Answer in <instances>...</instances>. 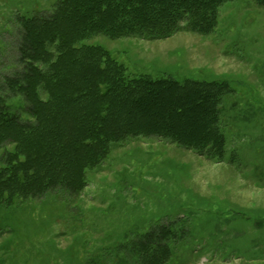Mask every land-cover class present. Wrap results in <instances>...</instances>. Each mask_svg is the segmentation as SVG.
<instances>
[{
	"label": "rangeland",
	"instance_id": "1",
	"mask_svg": "<svg viewBox=\"0 0 264 264\" xmlns=\"http://www.w3.org/2000/svg\"><path fill=\"white\" fill-rule=\"evenodd\" d=\"M63 2L0 0V264H264V0H221L205 22L162 8L159 37L69 14L35 48ZM93 61L110 80L77 105ZM17 72L23 91L3 86ZM154 91L150 110L116 95ZM174 99L184 116L154 131Z\"/></svg>",
	"mask_w": 264,
	"mask_h": 264
},
{
	"label": "trees",
	"instance_id": "2",
	"mask_svg": "<svg viewBox=\"0 0 264 264\" xmlns=\"http://www.w3.org/2000/svg\"><path fill=\"white\" fill-rule=\"evenodd\" d=\"M63 1L64 2L61 8L59 9L60 11L62 8H66L64 11L65 13L62 14L63 15L62 20H58L57 19L58 17H51V16L50 18L49 16H47V18L42 19L43 22H41V25L43 26L39 30V32L36 34V38L34 39L37 42L36 43L37 47L35 48L39 49L46 42L49 36L52 35L54 32L56 33L61 32V34H64L65 29L70 26V23H72V21H70L72 17L69 14H79L80 18H78L79 16L74 17V20H77V19H81L82 15L80 14H83V12H86V16L88 20L87 22H91V23L94 22L100 25L102 24L104 28H109L115 33L130 31V32H133V34L146 33L154 37H159V36H166L167 34L166 30L165 31L157 30V29H161V22L163 20L161 18L162 15L166 18L171 17V15L172 16L175 15V17H177L179 13L178 12L179 9L181 11V7H185L186 13H189L193 16H199L200 15L199 12L197 14L195 13L196 12L195 10H191V9H197L198 11L200 9L205 13L207 12L206 15H202L203 21L205 22L206 20H210L212 18L211 9H213V7H215L216 4H218L219 1L221 0H63ZM162 8H164V11ZM161 11H163V14L161 13ZM160 13H161V16H160ZM168 13H170V15H168ZM64 14H67L68 16H64ZM30 21L32 22V19ZM155 25H159V26H155ZM169 25L173 28H179V26L176 23L174 24L173 22H170L166 26L168 27ZM195 28L198 31L201 30L199 26ZM95 29L96 28L94 27L93 30ZM26 32H27L26 36L28 34L30 35L29 31L26 30ZM22 54H24V51H22ZM27 55H25V57ZM40 55L41 54L38 50L36 54L33 52L32 58L38 57ZM27 57H30V55ZM24 64L28 66V63L26 61L24 62ZM106 73H107L106 71H98V67H96L94 61L93 63L90 62V68L87 71V74L89 75L85 76L86 77L85 79L78 78L76 83L75 82L73 83V87H74L73 89H74V94H75V98H74L75 104L81 105V104H78L77 102L82 103L83 100H88V98L97 91L96 90L97 86L99 87L101 86V84L99 83L101 82V78L104 77L106 80L107 79L110 80L109 76H107ZM12 74L15 75V78L10 81L12 83L11 84L8 83V85L4 83L3 86L5 87L8 86L11 90H15L16 88V90L18 91V88H19V91L20 90L23 91V85H21L22 80L20 79L18 72L12 73ZM113 78L114 77H112V79ZM118 83H117L118 86H120L123 83H125V81L123 79H120ZM169 85L173 87L172 84H169ZM175 87H176V84H175ZM182 87L188 88L190 86L188 87L182 86ZM167 88H171V87H167ZM200 89L201 91H207L205 86H202V88ZM103 90L104 88H102V91ZM119 90H122V89H118V91ZM193 92L195 94L197 93V91H193ZM10 95L11 94H7L4 91L1 92V95H0V123L8 121L9 119L7 114L11 113L10 111L12 109V105L8 104L7 99L10 98ZM116 95L118 98L123 97L122 100H125L124 98H127L129 101L128 103H133L135 105L137 103V106L142 105L143 106L142 108H145L148 110H150L151 107L159 108L161 106V101H159L158 96L156 97L157 95L156 91L152 92L150 96H147L144 100H140L139 97H137L140 95H136L135 92H133V96L135 95L134 97L130 95L124 96L125 93L123 95L120 92H117ZM213 96L214 94L211 95L212 98ZM154 98H157L158 100ZM153 100H155V102ZM125 102L127 101L125 100ZM183 106H185V102L182 103L181 100L179 99H174L173 101H171L170 104L167 105L166 111H164L165 116L169 118V121L166 120V124L164 126H158V127L155 126L154 131L173 129L174 127L171 126L173 122L172 119L174 117L176 118V117L184 116L185 111L183 109L184 108ZM207 109H208V112L209 111L212 113L215 112V114L220 113L218 109H213L212 107H209ZM49 114L50 113L47 110L45 109L43 110V115H44L43 118L47 117V115ZM33 115L37 117L38 111H33ZM12 120H13V116L10 122H12ZM78 130H80L79 132L81 133L79 137L77 138V141H78L77 146L78 148H80L81 151H84L85 149L90 148V143L87 141V139H89L90 136L94 135L95 133L94 130H97V128L83 126L82 128ZM48 151L49 152H47V154L41 157L42 159L41 162L47 163V161H51V158L49 157L50 155L51 157L54 156V154L50 153V149H48ZM64 155H65L64 151L59 155L61 160L62 158H65ZM65 161H67V158H65ZM52 162L53 163L55 162L54 159H52Z\"/></svg>",
	"mask_w": 264,
	"mask_h": 264
}]
</instances>
